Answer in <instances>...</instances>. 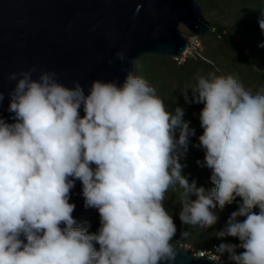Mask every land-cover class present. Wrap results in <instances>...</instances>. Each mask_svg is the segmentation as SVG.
<instances>
[{"label": "clouds", "instance_id": "obj_1", "mask_svg": "<svg viewBox=\"0 0 264 264\" xmlns=\"http://www.w3.org/2000/svg\"><path fill=\"white\" fill-rule=\"evenodd\" d=\"M258 22L264 31V14ZM33 71L9 75L12 122L0 115V264H173L177 229L163 206L170 189L180 190L181 222L202 229L239 197L216 235L240 243H222L210 258L264 264V87L253 93L216 72L186 86L185 100L204 105L196 146L205 153L198 165L211 170L206 189L182 174L195 134L184 110L169 111L145 79L129 71L120 84L93 80L86 93L78 81L67 87L55 72L33 79ZM76 180L84 206L99 212L96 232L72 215Z\"/></svg>", "mask_w": 264, "mask_h": 264}, {"label": "water", "instance_id": "obj_2", "mask_svg": "<svg viewBox=\"0 0 264 264\" xmlns=\"http://www.w3.org/2000/svg\"><path fill=\"white\" fill-rule=\"evenodd\" d=\"M180 28L199 37L209 33L195 0H0V115L12 122L11 73L34 69L38 79L41 72H55L58 82L73 87L78 81L87 93L96 79L122 83L143 56L181 57L188 43ZM69 203L75 204L76 221L95 209L84 206L79 180ZM176 252L173 264H218Z\"/></svg>", "mask_w": 264, "mask_h": 264}, {"label": "trees", "instance_id": "obj_3", "mask_svg": "<svg viewBox=\"0 0 264 264\" xmlns=\"http://www.w3.org/2000/svg\"><path fill=\"white\" fill-rule=\"evenodd\" d=\"M205 20L210 23V31L206 36L199 37L200 48L192 56L183 61L170 57L146 55L133 66V73L145 79L156 88L157 94L163 99L169 111L180 107L184 110L183 120L195 134L189 136L187 151L181 155L180 163L184 165L182 174L189 181H196L198 187H212L211 170L198 165L203 163L204 150L197 147L198 137L203 133L200 126L199 113L204 107L202 103L188 102L183 92L187 85L194 84L195 74H232L236 76L246 89L253 93L264 87V31L259 26V19L264 14V0H195ZM183 36H192L181 28ZM187 32V36L184 35ZM189 101L191 91L189 90ZM179 137V130L176 132ZM180 190H169L163 201L164 208L172 216L176 225V233L171 244L178 248L187 245L194 250L211 249L220 244H239L238 238L218 237L216 233L223 229L233 211L238 210L241 202L237 197L223 210L218 207L215 213L218 220L215 225L202 229L181 222L179 213L182 208ZM191 199H195L192 196ZM257 213L259 209H254ZM241 222L245 217L238 218ZM77 226L87 227L89 232H96L100 227L99 212L95 208L84 214L77 221ZM187 232V237L182 233ZM97 247H99L97 245ZM243 249H237V253ZM228 256V254L226 253ZM229 258V256H228ZM231 264L233 262L230 260Z\"/></svg>", "mask_w": 264, "mask_h": 264}, {"label": "built area", "instance_id": "obj_4", "mask_svg": "<svg viewBox=\"0 0 264 264\" xmlns=\"http://www.w3.org/2000/svg\"><path fill=\"white\" fill-rule=\"evenodd\" d=\"M187 43L188 45L184 54L181 57L174 58L175 60L178 59L179 61H183V59L186 56H192L193 54H195L196 50L200 48V41L198 40V36H194V35L190 36L187 39ZM179 247H181V245H179ZM183 248L196 258H205V257L210 258L212 256V253H216V249L218 248V246H212L211 249H202V250H194L187 245H184ZM214 261L218 264H231L230 259L228 258L226 253L221 256L219 262L216 260Z\"/></svg>", "mask_w": 264, "mask_h": 264}, {"label": "rangeland", "instance_id": "obj_5", "mask_svg": "<svg viewBox=\"0 0 264 264\" xmlns=\"http://www.w3.org/2000/svg\"><path fill=\"white\" fill-rule=\"evenodd\" d=\"M180 29H181V28H180ZM184 35L187 36V35H188L187 32H184Z\"/></svg>", "mask_w": 264, "mask_h": 264}]
</instances>
